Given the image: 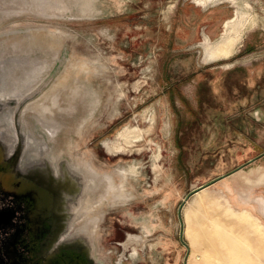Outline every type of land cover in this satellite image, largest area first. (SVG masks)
I'll list each match as a JSON object with an SVG mask.
<instances>
[{
    "label": "rangeland",
    "instance_id": "obj_1",
    "mask_svg": "<svg viewBox=\"0 0 264 264\" xmlns=\"http://www.w3.org/2000/svg\"><path fill=\"white\" fill-rule=\"evenodd\" d=\"M146 1L0 0V103L33 95L21 113L23 129L42 136L39 123L50 119L58 127L54 155L103 175L87 173L100 187L97 207L92 193L83 202L86 215L71 228L76 234L96 223L88 230L102 264H264L258 219L222 213V196L207 188L185 201L216 165L208 162V133L199 127L212 122L208 107L213 113L227 104L222 77L242 52L246 60H264V0H151L145 8ZM183 1L230 4L233 16L216 41L183 47L172 29ZM148 108L155 129L132 152L109 154L103 143L126 126L146 128ZM128 233L142 236L144 248L124 250Z\"/></svg>",
    "mask_w": 264,
    "mask_h": 264
},
{
    "label": "crops",
    "instance_id": "obj_2",
    "mask_svg": "<svg viewBox=\"0 0 264 264\" xmlns=\"http://www.w3.org/2000/svg\"><path fill=\"white\" fill-rule=\"evenodd\" d=\"M150 4L151 0L146 1L145 8H150ZM172 15L176 43L191 47L205 38L216 41L225 23L232 18L233 10L226 3L201 7L183 1ZM247 56L245 52L240 53L236 57V69L222 77L226 106L213 113L209 112L211 107L207 113V107L200 109L212 118L211 123L199 127V132L208 133L205 147H201L208 149V162L216 165L210 169L208 182L199 187L207 185L209 192L222 196V213L246 212L264 225V60L255 63V59L246 60ZM250 63L254 64L248 67ZM200 89L201 85L197 88L199 100ZM208 90L212 94L209 85ZM165 179L174 180L169 173ZM166 185L169 190L170 183ZM177 218L181 230V210Z\"/></svg>",
    "mask_w": 264,
    "mask_h": 264
},
{
    "label": "water",
    "instance_id": "obj_3",
    "mask_svg": "<svg viewBox=\"0 0 264 264\" xmlns=\"http://www.w3.org/2000/svg\"><path fill=\"white\" fill-rule=\"evenodd\" d=\"M12 94L15 93L12 92ZM32 99H34L33 95L23 97L20 100L16 99L14 95V97L7 99L5 103H0V142L6 159L14 161L13 169L17 175L52 190L56 199L57 211L60 214L58 220L61 221L62 227L69 234L71 233L72 224L83 214L86 215L83 202L89 199L92 193H94V201L97 207V195H99L100 187L98 188V186L89 183L88 179L90 177L87 173L90 172L99 178L103 175L89 166L80 170L69 160L58 159V156L54 155L50 142L58 127H54L50 119H42V122L39 123L44 130L42 136H34L23 129L20 123L21 113ZM90 186L93 187L91 190L89 189ZM206 186L190 191L186 195L185 201L193 193ZM182 206L181 203L179 212ZM7 221L8 218L0 213V231L6 229ZM99 222H97V226ZM89 226L95 227L96 223L88 221L85 227L78 233L73 234V243H71L81 244L92 264H102L92 254ZM182 236L183 231L181 229L180 240H182Z\"/></svg>",
    "mask_w": 264,
    "mask_h": 264
},
{
    "label": "flooded vegetation",
    "instance_id": "obj_4",
    "mask_svg": "<svg viewBox=\"0 0 264 264\" xmlns=\"http://www.w3.org/2000/svg\"><path fill=\"white\" fill-rule=\"evenodd\" d=\"M13 165L0 142V213L8 218L0 264H92L58 220L52 190L17 175Z\"/></svg>",
    "mask_w": 264,
    "mask_h": 264
},
{
    "label": "bare ground",
    "instance_id": "obj_5",
    "mask_svg": "<svg viewBox=\"0 0 264 264\" xmlns=\"http://www.w3.org/2000/svg\"><path fill=\"white\" fill-rule=\"evenodd\" d=\"M220 52L222 54L228 53L229 48L222 47ZM142 118L144 122L147 124L146 128L141 129L139 125L126 126L117 134L115 140H109L103 143L105 150L112 155H117L120 152H132V147L136 146L135 144H137V142L143 140L144 134L153 131L158 123V119L156 118V113L152 112L151 109L149 108L144 110L142 114ZM148 142L151 141L149 140ZM156 168L160 169V163H158L157 161L155 162L153 161V170ZM120 244L122 245L124 250L129 247H132V251L133 253H135L137 248L138 249L144 248L145 239L140 235L128 233L127 237L125 238V241H123Z\"/></svg>",
    "mask_w": 264,
    "mask_h": 264
}]
</instances>
